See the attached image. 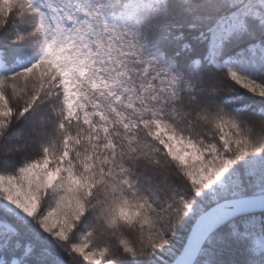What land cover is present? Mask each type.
I'll return each instance as SVG.
<instances>
[{"label":"snow or ice","instance_id":"obj_1","mask_svg":"<svg viewBox=\"0 0 264 264\" xmlns=\"http://www.w3.org/2000/svg\"><path fill=\"white\" fill-rule=\"evenodd\" d=\"M0 264H264V0H0Z\"/></svg>","mask_w":264,"mask_h":264}]
</instances>
